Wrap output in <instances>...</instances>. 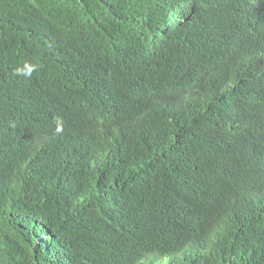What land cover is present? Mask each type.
<instances>
[{"label":"trees","instance_id":"trees-1","mask_svg":"<svg viewBox=\"0 0 264 264\" xmlns=\"http://www.w3.org/2000/svg\"><path fill=\"white\" fill-rule=\"evenodd\" d=\"M0 264H264V0H0Z\"/></svg>","mask_w":264,"mask_h":264}]
</instances>
